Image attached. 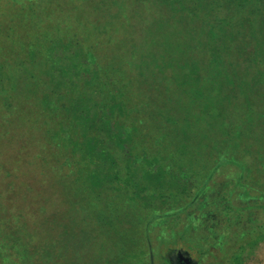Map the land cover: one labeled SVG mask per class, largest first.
<instances>
[{"label":"trees","instance_id":"1","mask_svg":"<svg viewBox=\"0 0 264 264\" xmlns=\"http://www.w3.org/2000/svg\"><path fill=\"white\" fill-rule=\"evenodd\" d=\"M73 1L88 11L90 0ZM97 2L94 17L106 21L75 30L42 24L35 46L0 26V124L38 152L42 177L69 206L31 234L20 230L15 246L19 230L5 228L0 264H153L149 227L169 219L178 227L159 236L161 247L207 255L224 233L208 234L211 243L195 222L211 212L201 199L225 166L250 181L237 186L264 212V181L250 180L264 171V0ZM138 17L151 20L140 43ZM160 197L161 208L153 204ZM253 209H228L225 218Z\"/></svg>","mask_w":264,"mask_h":264},{"label":"rangeland","instance_id":"2","mask_svg":"<svg viewBox=\"0 0 264 264\" xmlns=\"http://www.w3.org/2000/svg\"><path fill=\"white\" fill-rule=\"evenodd\" d=\"M88 3V11H86L85 9L81 10L80 3L77 4L73 0H0V26L4 28L3 30L15 26V31L18 33L17 36L21 40L25 39L33 42L36 38L34 32L36 33V31L42 29L39 28L42 24H48L46 26L48 28V26H65L63 25L64 23L71 22L69 28H71L70 30H75L80 25L84 26L86 24L89 27L106 21L103 15L99 16L96 14L94 17L93 12H95L94 7L98 5L97 0H90ZM100 11L102 9L98 12ZM67 15L70 18H66ZM9 18H14L15 21L12 22ZM134 22L135 27H137L136 42L140 43L145 32V25L149 24L151 20L149 17H138V20ZM45 34H47V31ZM0 42H4L1 35ZM33 44L35 46L39 42L34 41ZM4 125L6 124H0V211L4 209V215L0 218V235L5 234V228L19 230L20 235L12 241L13 246H15L20 237L24 235L23 232V235H21L20 230L24 231V229H27L26 233L31 234V232L37 229L36 225L39 221L42 224H47V221L44 220L45 217L51 216L60 210L65 211L69 206L64 203L68 200L63 195V192L52 190L53 181L42 177L41 166L45 165L40 161L38 152L32 149L21 148V146H24V139L18 136V130L11 131V134L7 133ZM15 131L16 133H14ZM32 132L34 130L28 132V136H31ZM10 136L13 138L11 139ZM13 139H16V141H13ZM33 161L34 164L32 165ZM133 170L136 171L137 168L134 167ZM53 171H56V169H53ZM64 172L61 170L59 173L61 181L62 179L64 180ZM262 172H264L262 168H256L252 173L253 178L250 180L254 184L261 183L264 181ZM241 173L235 166H225L222 172L215 175L214 180L209 188L206 189L204 197L201 199L200 207L208 210L211 209V212H206L204 214L205 218L202 221L195 222L196 233L201 238L204 237L207 241L210 240L211 243L215 239L216 233L224 234L221 238H218L219 241H217L218 239L214 241L215 245L208 250L207 255L201 256L195 251H190L191 256L200 261L198 262L199 264H236L232 260V255L240 250L242 242H245L243 244L246 247L242 264H264V212L261 210L263 202L254 197L249 200L246 199L243 193L247 190V186L241 185L242 187H238L237 185L240 183L244 185L251 183L248 179L242 180ZM54 174L56 175L57 173ZM50 175H53V172ZM144 181L145 184H148L152 180L146 177ZM62 188L65 189L64 185H62ZM19 190L22 191L18 192ZM198 193H200V190H195L193 195H197ZM162 200L161 197L153 199V204H158L161 208ZM151 201L152 197L148 196L144 200V203H150ZM23 203L24 205L19 210L18 205ZM35 203L44 206L42 213L35 214L34 206H37L34 205ZM9 205H12V207L9 208ZM246 205L254 208L252 214L250 212L244 215L239 214V216L236 215V219L234 216L231 220L225 218L226 210L233 209L237 211V209L239 210ZM17 209L18 211H16ZM0 213H3V211ZM20 215L24 217L25 221L18 219V217L21 218ZM204 226H209L211 229L204 232ZM133 227L134 224H132L131 228ZM176 227H178V223L172 219L156 220L149 227V231L153 234L152 249L155 254L153 264H174L172 251H168L166 247H161L162 243L159 236L161 234L174 235ZM256 230L261 231V233L255 235L254 232ZM211 233H214V236L211 235L210 237L208 235ZM213 237L214 239H212ZM44 240L45 238H38V241L41 243ZM30 242L32 241L30 240ZM47 242L48 238L45 244ZM2 244L5 254H8L10 260H13L9 254L10 252L8 253L5 250V243L2 242ZM142 246L141 243L137 244L136 248L132 249V252H140ZM205 247H208L206 242ZM84 253L82 252V254ZM6 263H8V260Z\"/></svg>","mask_w":264,"mask_h":264},{"label":"flooded vegetation","instance_id":"3","mask_svg":"<svg viewBox=\"0 0 264 264\" xmlns=\"http://www.w3.org/2000/svg\"><path fill=\"white\" fill-rule=\"evenodd\" d=\"M172 253L174 255V264H199V261L197 259H194L189 251L177 249Z\"/></svg>","mask_w":264,"mask_h":264}]
</instances>
